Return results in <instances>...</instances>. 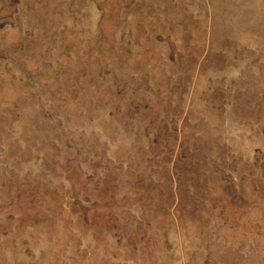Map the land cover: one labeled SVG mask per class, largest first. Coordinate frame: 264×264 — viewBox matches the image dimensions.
Wrapping results in <instances>:
<instances>
[{"label":"rangeland","instance_id":"1","mask_svg":"<svg viewBox=\"0 0 264 264\" xmlns=\"http://www.w3.org/2000/svg\"><path fill=\"white\" fill-rule=\"evenodd\" d=\"M0 264H264V0H0Z\"/></svg>","mask_w":264,"mask_h":264}]
</instances>
